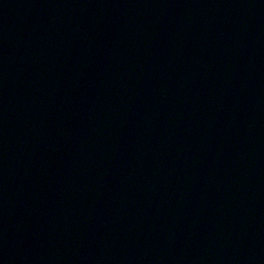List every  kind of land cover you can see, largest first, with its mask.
Wrapping results in <instances>:
<instances>
[{"label":"water","instance_id":"obj_1","mask_svg":"<svg viewBox=\"0 0 264 264\" xmlns=\"http://www.w3.org/2000/svg\"><path fill=\"white\" fill-rule=\"evenodd\" d=\"M0 264H264V0H0Z\"/></svg>","mask_w":264,"mask_h":264}]
</instances>
